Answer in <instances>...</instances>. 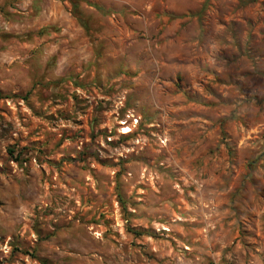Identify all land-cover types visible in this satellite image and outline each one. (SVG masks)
Returning <instances> with one entry per match:
<instances>
[{
	"label": "rangeland",
	"instance_id": "rangeland-1",
	"mask_svg": "<svg viewBox=\"0 0 264 264\" xmlns=\"http://www.w3.org/2000/svg\"><path fill=\"white\" fill-rule=\"evenodd\" d=\"M0 264H264V0H0Z\"/></svg>",
	"mask_w": 264,
	"mask_h": 264
},
{
	"label": "trees",
	"instance_id": "trees-1",
	"mask_svg": "<svg viewBox=\"0 0 264 264\" xmlns=\"http://www.w3.org/2000/svg\"><path fill=\"white\" fill-rule=\"evenodd\" d=\"M99 11H101V9H99Z\"/></svg>",
	"mask_w": 264,
	"mask_h": 264
}]
</instances>
